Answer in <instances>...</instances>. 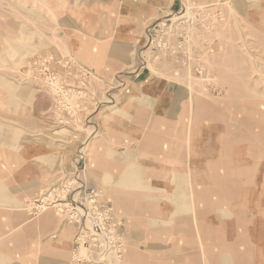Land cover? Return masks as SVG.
<instances>
[{
    "label": "rangeland",
    "instance_id": "1",
    "mask_svg": "<svg viewBox=\"0 0 264 264\" xmlns=\"http://www.w3.org/2000/svg\"><path fill=\"white\" fill-rule=\"evenodd\" d=\"M77 4L78 0H75L74 5ZM94 7L92 3V9ZM71 8L72 0H0V154L7 148L15 157L12 168L6 171L15 179L23 173L21 165L25 147L33 145L29 139L37 138L35 146H56L62 150L72 147L74 152L70 169L53 170L37 192L23 198L20 208L25 215L24 224L7 237L32 229L45 211L51 209L59 214L57 206L70 202L75 208L81 207L89 200H85L86 194L101 192V199L112 205L117 219L124 225L121 257L99 255V250L93 246L74 251L73 245L72 261L80 264H137L134 253L130 255L132 261L128 259V246L132 244L135 253L147 257V264H179L177 257L190 259L188 256L194 257H191L193 264L196 260L197 264H213L211 254L215 250L209 243L208 249L203 245L198 221L202 210L198 209L204 206L212 213L215 210L218 217L229 219H224L226 225H231L230 219L235 218V226L237 215L246 212V217H240L239 222L242 226L239 230H246L247 226L253 225L252 218L247 217V210L260 213L259 199L264 198V191L261 192L264 174L258 170L259 166L264 167V0H177L173 7L144 21L142 31L131 43L126 64L104 71L87 62L82 54L86 53V44L97 51L98 46L106 43L74 42L70 28L62 24L65 18L60 13L69 14ZM154 79L174 84L177 87L175 93L183 98L182 103L173 109L176 120L172 131L179 139V145L186 142L182 133L187 141H192L198 130L207 129L214 123L217 128L220 126L219 142L223 146L217 163L223 167V180L219 184L226 177L242 179L244 185L233 188H239L244 201H237L234 197L237 206L232 209V187H224L230 203L223 202L221 208L226 211L220 214L213 202L218 187H206L208 201H194L201 188L194 185L198 171L188 167L187 172L186 169L172 170L166 177L171 176L174 187H168L164 185L166 177H154L150 168H140L134 171L136 181L128 179L129 186L138 188L137 183H150L149 199L155 211L143 227L155 230L158 225L167 226L165 233L164 230L152 231L154 237L146 234L142 239L136 232L142 227L138 217L121 208L119 203L123 204L125 200L122 197L117 200L115 196L121 186L122 192L127 190L124 185L127 181H122L129 174L125 169H117L115 162L129 160L130 156L136 161V154H125L131 143L123 141L121 145H115L110 135L107 153L93 152L103 150L99 144L105 137L102 132L104 116L120 114L131 100L130 83H150ZM138 100L140 106L151 108L144 97ZM145 117L140 125V138L155 130L152 116ZM165 126L160 122L158 132L165 131ZM144 143L140 139L133 145L143 147ZM116 150L122 151V158L112 152ZM156 156L165 157L170 164H179L182 168L189 157L186 155L183 160L180 153L174 154V158L167 154ZM97 161L104 167L114 165L115 168H92L98 165ZM143 161L142 166L153 167L149 159ZM17 165L20 167L16 168ZM209 171L206 176L211 178L214 171ZM90 179L94 180L93 186ZM256 179H261V185L254 187ZM146 187L143 184L140 191H145ZM257 189L260 191L256 192ZM49 194L54 197L45 200ZM35 198L42 199L46 205L53 204L49 207L42 204L36 211H31L27 202ZM184 204L193 214L191 225L196 231L192 225L191 250L182 245L181 235L172 234L171 226L178 231L183 215L164 212L173 205L174 210L184 209ZM263 206L262 202V211ZM61 217L68 222L65 215ZM73 226L74 237L76 229ZM231 229V226L224 229L227 231L225 237L233 235ZM248 236L247 233L240 235L244 246L249 242ZM226 243L218 244V255L214 258L216 264L218 261L220 264H251V253L244 250L242 243L239 244V253L242 254L233 260L227 251L230 243ZM172 248L177 250V255ZM257 251L261 253L262 250ZM233 252L237 254L236 248ZM152 255L154 257H150ZM255 255L252 254L253 264L261 258L257 252Z\"/></svg>",
    "mask_w": 264,
    "mask_h": 264
},
{
    "label": "crops",
    "instance_id": "2",
    "mask_svg": "<svg viewBox=\"0 0 264 264\" xmlns=\"http://www.w3.org/2000/svg\"><path fill=\"white\" fill-rule=\"evenodd\" d=\"M74 1L75 0H72V8L69 13L71 15L68 13H60V16L65 18L62 24L70 28L71 40L74 42L81 41L92 45L99 42L106 43L98 46L96 48L97 51L90 49V45L86 44L88 48H86V53L82 54L86 57L87 62L100 71L109 70V68H120L121 65L126 64L128 62V52L131 43H133V40L142 31L144 21L151 18L153 15H157L173 7L177 2V0H78V4L75 6ZM92 3L95 5L94 9H92ZM106 37L110 38L108 39ZM98 59H100V62H98ZM146 82L142 84L130 83L128 87L132 89L133 95L130 98L131 100L128 101L129 103H126L127 105L120 111V114L104 116V128L102 132L105 137L99 144L103 150H94L93 152V154L107 153V147L111 143L110 135L112 143L115 145H121L123 141L131 143L128 145L126 152H124L125 154L127 152L136 154V161L135 159L132 161L134 157L130 156L129 160H118L115 162L117 164V169L129 171V174L125 175V180L122 181H127L124 183L127 190L122 192L123 186H121L122 188H118V191L115 192V196L117 200H120L121 197L125 200L123 204L119 203L121 208L132 211L138 217V222L141 223L142 227L141 229L138 228L136 232L141 234L142 239H144V235L146 234H150L154 237L151 233L152 231L159 233L164 230L163 233H165L167 226L160 227L158 225L155 230L147 229L148 226L143 227L149 216H153L154 214L152 213H155V211L150 204L151 199H149V195L151 194L150 183L139 184L137 181L138 188L136 186H129L130 183H128V179L136 181L137 178H135L134 171L140 168H150L153 176H161L159 178L171 175L170 172L172 170L179 171L187 167L189 170L198 171L197 178H194L195 181L197 180V183L195 182L194 185L201 188L198 199L194 201L199 203H203L205 200L208 201L206 198V187L208 186L218 187L215 191L216 198L213 200L216 204L215 208L217 206L221 208L223 202L228 201L226 197L227 194H224V187H232L231 198L236 196L237 201H244L239 195V188L238 190L233 188L241 185L243 186L244 181L242 179L238 181L237 178L232 179V177H226V179L219 184V181L223 180V177H221L223 176V167L217 163L218 160H220V149L223 146L219 142L220 126L217 128V125L214 123L210 124L207 129L198 130L195 139L192 141H187L185 133H182V139L186 142L179 145L177 142L178 138L175 137V132L172 131V127H174V122L176 120L174 118L175 111H173V109L174 106H178L182 103L183 98L180 96L178 97L175 93L177 87L174 84L165 82L162 79H154L150 83ZM142 97L148 100L147 104L150 105V109H147L146 106L139 105L138 99ZM145 115H148L149 118L152 116L155 122V130H152V133L140 138V125L143 124V118H146ZM160 122L166 125V130L159 133L158 127ZM140 139L145 141L143 147L133 145L134 142H138ZM28 142L33 145L25 147V156L23 157V165H21L23 173L16 179L10 178V173L6 171L12 168L15 157L7 148L0 154V171H5L3 174L0 173V264H80L72 261V237L74 226L66 222L60 214H57L51 209L45 211L40 216L37 223L32 225V229H26L23 233L8 238L13 231L24 224L23 220L25 219V215L20 208V203L23 198L37 192L53 170H68L72 164V156L74 153H72V147H69L70 149L68 150H64V148L62 150V147L58 148L56 146H35V144L38 143L37 138L32 140L29 139ZM3 148L5 149V146H3ZM180 148H182V150ZM112 152L116 153L119 158H122L121 150ZM179 153L183 154V160L186 159V155H189V160H187V158L184 161L183 168L179 164H170L165 157L160 159L156 156L158 154H167L174 158V154L178 155ZM144 159H149L153 167L142 166V164L144 165L145 163L143 161ZM243 159L246 160L247 158H242L241 160ZM250 162H252V160H250ZM96 163L98 165H93L92 168H115L114 165L104 167L100 161ZM19 167V165L16 166V168ZM208 170H210L209 172L214 171L213 177L208 178L206 176ZM258 170L264 174V167L259 166ZM187 171L186 169V172ZM182 175L185 177L183 172ZM219 176L221 178H218ZM186 179L187 178H185V180ZM90 180L92 181L90 184L93 186L94 180ZM185 180L183 183L184 185ZM260 180L261 179H256L253 181L254 187L261 185L259 183ZM171 181V176L166 177L164 185L167 184L168 187H174ZM143 184L148 187H146L145 191H140V187H142ZM250 185L252 184L250 183ZM253 185L251 187H253ZM203 191L205 192L202 193ZM259 191L260 189L256 190V192ZM262 191H264V188H262L261 192ZM121 194L123 196H121ZM107 199L109 198L107 197ZM259 200H261L258 209L260 213L256 214L253 209L251 211L247 210V217L252 218L253 225L247 226L246 230H239V228L242 227L239 224L240 217H246V212L237 215L235 226V218L230 219L232 221L231 225L229 223L226 225L223 221H225L224 219H226V221L229 219L224 216L218 217L215 210L212 213L208 207L205 209L204 206L198 209L202 210V215L199 216L198 221L203 245L206 248L208 243L210 246H213L215 251L210 254L214 258L218 255V244L222 241L225 243L229 241L230 250L227 251H230V258L232 260L238 259L242 254L239 253V244L242 243V246H244L243 242L240 240V235L247 233V235H249V242H245L246 246H244V250L246 249L251 253L249 262L253 264L252 254L256 256V252L261 255V258H258L254 264H259L262 261L264 262V210L262 211L261 209L264 198L261 197ZM174 207L175 205H173L171 209L168 208L164 211L183 215L181 216L182 225L177 226L179 228L178 231H174L175 228L171 226L173 229L172 234L173 236L176 234L181 235L182 245L187 246V249L191 250L192 242L190 240V234L193 225H191V220L193 222V214L191 215L192 212L186 209L185 204L183 207L184 209L174 210ZM221 210H223V208H221ZM188 214H190V216ZM243 220L242 218V221ZM174 222L177 223L178 220ZM227 226L232 227L231 231L233 235L230 237H225L224 235V233L227 232L224 230ZM144 228L147 230L144 231ZM199 243L201 245L200 241ZM250 243H254V246H250ZM132 247V244L128 246L129 261H132L130 255L134 253V261H136L137 264H147V257L135 253L136 251ZM201 247L203 246L201 245ZM235 248L237 254L233 252ZM257 250L262 251L260 253ZM173 251L175 252L177 250ZM175 255H177V252H175ZM150 257H154V255ZM191 257L188 256L190 259L177 257V260L179 264H193ZM214 258L211 263L216 264ZM218 264H220V261H218Z\"/></svg>",
    "mask_w": 264,
    "mask_h": 264
},
{
    "label": "built area",
    "instance_id": "3",
    "mask_svg": "<svg viewBox=\"0 0 264 264\" xmlns=\"http://www.w3.org/2000/svg\"><path fill=\"white\" fill-rule=\"evenodd\" d=\"M47 196V195H45ZM49 194L46 198H53ZM40 198V196H39ZM35 198L27 202L31 211H36L37 207H49L42 199ZM87 203L75 208L70 202L58 205V213L65 215L68 223L75 225L76 232L73 237L74 251L85 246H93L99 250V255L121 257L123 246L124 225L117 219V214L109 202L101 199V192H91L86 194ZM71 200H75L72 198ZM55 206V205H54ZM63 207V208H62ZM108 255V256H107Z\"/></svg>",
    "mask_w": 264,
    "mask_h": 264
},
{
    "label": "bare ground",
    "instance_id": "4",
    "mask_svg": "<svg viewBox=\"0 0 264 264\" xmlns=\"http://www.w3.org/2000/svg\"><path fill=\"white\" fill-rule=\"evenodd\" d=\"M224 144H225V142H224ZM241 196H242V195H241ZM234 197H236V196H234ZM234 197H232L231 200H232ZM234 201H235V200H234ZM234 201L232 200V202H231V204H232V206H231L232 209H236L235 206H237V204H235ZM205 202H206V200H205ZM224 203H230V202H224ZM224 203H223V205H224ZM217 210L219 211L220 214H223L222 212L225 210V208H224L223 210H221L220 206H217ZM225 211H226V210H225ZM225 211H224V212H225Z\"/></svg>",
    "mask_w": 264,
    "mask_h": 264
}]
</instances>
